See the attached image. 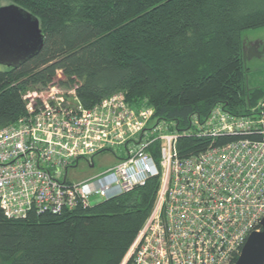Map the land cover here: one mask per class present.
Wrapping results in <instances>:
<instances>
[{
	"label": "trees",
	"instance_id": "trees-1",
	"mask_svg": "<svg viewBox=\"0 0 264 264\" xmlns=\"http://www.w3.org/2000/svg\"><path fill=\"white\" fill-rule=\"evenodd\" d=\"M34 14L43 46L0 66V128L26 113L23 94L74 88L86 107L122 92L135 107L185 129L216 105L245 115L264 98L245 82L241 33L264 26V0H8ZM247 71V69H246ZM235 137H181L179 157ZM158 179L85 209L0 210V264H120L155 202Z\"/></svg>",
	"mask_w": 264,
	"mask_h": 264
},
{
	"label": "built area",
	"instance_id": "built-area-1",
	"mask_svg": "<svg viewBox=\"0 0 264 264\" xmlns=\"http://www.w3.org/2000/svg\"><path fill=\"white\" fill-rule=\"evenodd\" d=\"M26 113L0 128V210L85 209L158 179L154 205L120 264H235L264 217V98L245 115L214 106L188 126L156 119L122 92L84 107L74 88L51 84L23 94ZM235 137L179 157L177 141ZM112 152L118 161L81 181L80 160Z\"/></svg>",
	"mask_w": 264,
	"mask_h": 264
},
{
	"label": "water",
	"instance_id": "water-1",
	"mask_svg": "<svg viewBox=\"0 0 264 264\" xmlns=\"http://www.w3.org/2000/svg\"><path fill=\"white\" fill-rule=\"evenodd\" d=\"M42 46L43 33L34 14L12 2L0 6V66L16 68ZM235 264H264V217L261 230L248 235Z\"/></svg>",
	"mask_w": 264,
	"mask_h": 264
},
{
	"label": "rangeland",
	"instance_id": "rangeland-1",
	"mask_svg": "<svg viewBox=\"0 0 264 264\" xmlns=\"http://www.w3.org/2000/svg\"><path fill=\"white\" fill-rule=\"evenodd\" d=\"M10 2L8 0H0V6L7 5ZM242 41V59L245 74V82L249 88H262L264 90V26L245 30L241 33ZM261 42L262 47H259L256 51H249L247 49L250 44ZM247 69V71H246ZM118 159L112 152H105L94 157V166L92 168L80 160L78 166L75 169L69 170L68 178L72 181H81L91 176L97 175L102 171L113 166Z\"/></svg>",
	"mask_w": 264,
	"mask_h": 264
},
{
	"label": "flooded vegetation",
	"instance_id": "flooded-vegetation-1",
	"mask_svg": "<svg viewBox=\"0 0 264 264\" xmlns=\"http://www.w3.org/2000/svg\"><path fill=\"white\" fill-rule=\"evenodd\" d=\"M259 47H262V43H261V42H256V43H254V44H250V46H249L247 49H249V51L257 52L256 50H257Z\"/></svg>",
	"mask_w": 264,
	"mask_h": 264
}]
</instances>
